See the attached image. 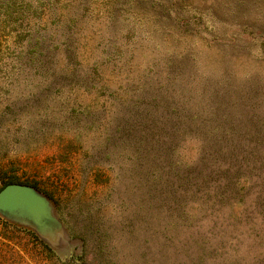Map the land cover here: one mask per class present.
<instances>
[{"label": "rangeland", "instance_id": "rangeland-1", "mask_svg": "<svg viewBox=\"0 0 264 264\" xmlns=\"http://www.w3.org/2000/svg\"><path fill=\"white\" fill-rule=\"evenodd\" d=\"M10 176L62 228L0 264L263 262L264 0H0Z\"/></svg>", "mask_w": 264, "mask_h": 264}, {"label": "water", "instance_id": "water-1", "mask_svg": "<svg viewBox=\"0 0 264 264\" xmlns=\"http://www.w3.org/2000/svg\"><path fill=\"white\" fill-rule=\"evenodd\" d=\"M0 216L52 242L62 228L48 198L25 184L12 183L0 190Z\"/></svg>", "mask_w": 264, "mask_h": 264}, {"label": "trees", "instance_id": "trees-1", "mask_svg": "<svg viewBox=\"0 0 264 264\" xmlns=\"http://www.w3.org/2000/svg\"><path fill=\"white\" fill-rule=\"evenodd\" d=\"M117 52H119V51H117ZM198 143L199 144H197V154H199L200 156H204V152H203V149H202V144L200 142H198ZM0 183H1L0 184V190L4 186H6L8 184H12V183L26 184V185H31V186H34L35 188H37L35 185L30 184L28 182L20 181L19 178H16L14 176H10L8 178H0ZM211 193L213 194V196H212V199H211L210 203L212 204L213 201L216 202V203H221L220 193H217V191L216 192L213 191ZM215 208H216V206H214V204H213V205H211V207L209 209L212 212V210L215 209ZM192 211H193L192 212V217L194 218V216L198 215L196 211H198V212L201 211V208L198 205V208L196 209V211H195L194 208H193ZM243 212H244V210L239 208V210L236 212V215H242ZM3 225L5 227L11 228V229H13L15 231L25 232L27 235H29V236H31V238H33V240L44 250V252H46L47 254L51 253V250L34 234V232L32 230H30L28 228H24V227H19L16 224H11V223H8V222H3ZM72 258H73L72 260L76 262L75 264H85L82 255L78 254L76 257L73 256ZM199 260H201V259H199ZM258 264H264V261L263 262H259L258 261Z\"/></svg>", "mask_w": 264, "mask_h": 264}]
</instances>
